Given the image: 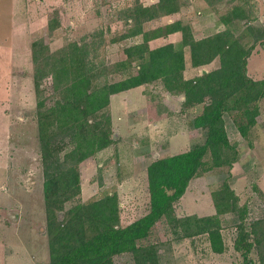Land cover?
Segmentation results:
<instances>
[{"label": "rangeland", "instance_id": "1", "mask_svg": "<svg viewBox=\"0 0 264 264\" xmlns=\"http://www.w3.org/2000/svg\"><path fill=\"white\" fill-rule=\"evenodd\" d=\"M145 4L158 0H142ZM182 8L145 22L151 30L175 20L191 26L196 38L230 27L245 41L247 25L264 27V0H184ZM134 0H0V264H50L49 234L44 197V175L38 137V93L32 44L44 39L55 51L72 41L90 42L89 58L98 67L94 84L114 81L135 71L114 70L124 59L125 48L144 40L143 34L125 37L134 23L126 8ZM237 7V14L233 9ZM233 20L225 22L227 17ZM56 25L50 28V23ZM182 31L150 40L152 47L174 41L182 43ZM92 43H94L92 45ZM186 77L201 74L220 65L211 62L194 67L190 46H184ZM247 72L264 78V41H258L248 58ZM46 105L59 97L52 76L42 80ZM184 95L165 88L161 80L144 83L111 96V115L115 140L81 162V190L65 202V213L78 202H89L116 193L120 223L127 225L150 209L147 168L153 160L187 150L205 140V130L194 125L201 105L185 107ZM166 107V108H165ZM256 123L244 136L230 112L224 113L230 140L236 144L238 158L232 164L209 166L190 180L175 204V214L217 215L225 244L223 252L213 250L207 232L196 229L193 220L177 226L163 217L140 244H156L161 264H244L235 247L242 220L254 240L252 222L264 218V97L259 101ZM210 159V155L207 156ZM229 183L238 196V211L218 213L215 194L221 195ZM254 245L249 256L260 262L264 245ZM115 264H136L132 252L114 256Z\"/></svg>", "mask_w": 264, "mask_h": 264}, {"label": "trees", "instance_id": "2", "mask_svg": "<svg viewBox=\"0 0 264 264\" xmlns=\"http://www.w3.org/2000/svg\"><path fill=\"white\" fill-rule=\"evenodd\" d=\"M184 3V0H158L145 4L134 0L125 9L134 26L124 36L143 34L144 40L128 45L127 56L114 64V70L124 72L133 62L137 68L103 84H94L98 67L89 58L90 42L72 41L55 51L44 39L33 42L50 264H115L114 256L125 251L133 253L136 264H161L157 245L139 241L163 217L171 218L175 226L193 220L196 229L188 231L189 226L186 232H207L213 250L224 251L217 215L179 217L175 214V204L186 192L190 180L207 168V164L232 165L237 160L238 149L229 138L224 113L230 112L244 136L256 123L259 101L264 97V78L250 76L247 64L256 43L264 41V27L247 25L245 33L252 36L248 41L230 27L196 38L191 26L180 19L151 30L144 29L145 22L177 12ZM236 10L237 7L233 15H238ZM231 20L233 16L225 22ZM55 27L51 21L50 28ZM175 31H182L181 44L169 41L155 47L150 45L152 38ZM185 45L190 46L194 67L205 65L217 56L220 65L186 77ZM49 75L59 97L55 104L47 106L42 96V80ZM154 80H161L167 90L184 95L185 107L202 104L193 122L205 130V140L149 163L150 209L129 224L120 223L116 193L75 203L65 213H59L65 202L81 190V162L115 140L111 96ZM215 204L218 213L238 209V196L229 183H225L221 195L215 194ZM240 213L243 220L246 210L240 209ZM242 220L235 247L242 251L244 264H264V251H259L258 263L249 256L255 244L264 245V218L252 222L254 240L250 242H246L249 233Z\"/></svg>", "mask_w": 264, "mask_h": 264}, {"label": "water", "instance_id": "3", "mask_svg": "<svg viewBox=\"0 0 264 264\" xmlns=\"http://www.w3.org/2000/svg\"><path fill=\"white\" fill-rule=\"evenodd\" d=\"M203 71H207V69H204Z\"/></svg>", "mask_w": 264, "mask_h": 264}, {"label": "crops", "instance_id": "4", "mask_svg": "<svg viewBox=\"0 0 264 264\" xmlns=\"http://www.w3.org/2000/svg\"><path fill=\"white\" fill-rule=\"evenodd\" d=\"M115 94H116V93H115ZM115 94H113V96H114Z\"/></svg>", "mask_w": 264, "mask_h": 264}]
</instances>
